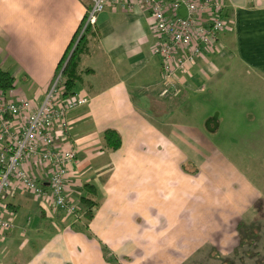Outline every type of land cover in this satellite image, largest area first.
<instances>
[{"label":"crops","instance_id":"crops-1","mask_svg":"<svg viewBox=\"0 0 264 264\" xmlns=\"http://www.w3.org/2000/svg\"><path fill=\"white\" fill-rule=\"evenodd\" d=\"M221 1L228 28L179 72L183 93L172 99L159 94L160 36L149 9L140 0H107L81 57L90 72L74 89L89 101L68 113L67 131L54 129L58 143L76 151L67 195L83 210V185L93 184L98 206L90 220L69 214L13 179L0 197V214L12 223L0 264H243L228 253L246 239L264 249V0ZM92 4L0 0V68L15 77L0 100L41 106ZM229 77L244 87L230 116V125L242 124L235 142L220 138L227 120L206 102L229 89ZM243 93L253 96L246 107ZM9 120L20 133L27 115ZM108 128L122 136L116 150L105 144ZM7 141L0 131V150ZM24 167L49 184L47 165Z\"/></svg>","mask_w":264,"mask_h":264},{"label":"built area","instance_id":"built-area-1","mask_svg":"<svg viewBox=\"0 0 264 264\" xmlns=\"http://www.w3.org/2000/svg\"><path fill=\"white\" fill-rule=\"evenodd\" d=\"M86 15L84 29L97 23L98 14L107 0H92ZM150 11L154 31L160 42L154 52L161 58L162 82L160 96L176 99L183 93L178 81L179 72L194 63L205 52L214 48L218 36L230 22L224 16L226 7L221 0H140ZM183 11V12H182ZM80 34V35H81ZM62 70L55 76L43 103L37 109L27 99L0 100V131L8 139L0 150V197L10 188L12 180L38 196L49 194L55 206L69 214L78 213V205L67 195L69 166L76 161L71 146H61L56 140L55 126L69 129L68 113L86 104L85 95L74 93L63 98ZM27 115L25 128L20 132L11 129L10 116ZM27 162H42L49 167L48 185L43 184L24 167ZM12 223L0 214V241Z\"/></svg>","mask_w":264,"mask_h":264},{"label":"trees","instance_id":"trees-1","mask_svg":"<svg viewBox=\"0 0 264 264\" xmlns=\"http://www.w3.org/2000/svg\"><path fill=\"white\" fill-rule=\"evenodd\" d=\"M224 16L231 15L228 11H225ZM85 19L86 17L83 19L57 68L56 75H58V73L62 70V86L64 89L62 93L63 98H68L74 94L76 83L81 78L83 72H90L89 69L82 70L80 67L81 57L88 51V44L91 36L95 34L93 28L89 25L81 34L82 28L85 24ZM70 53L71 55L66 62ZM14 85L15 77L9 71L0 68V91H8L13 88ZM104 141L107 147L112 150H116L122 145V136L116 129L108 128L104 131ZM83 188H85L87 195L81 197V204L84 208L83 210L82 208H79L78 212L82 211L84 216L90 220L94 215L95 208L98 206V201L95 199L97 195V188L90 183L84 184Z\"/></svg>","mask_w":264,"mask_h":264},{"label":"rangeland","instance_id":"rangeland-1","mask_svg":"<svg viewBox=\"0 0 264 264\" xmlns=\"http://www.w3.org/2000/svg\"><path fill=\"white\" fill-rule=\"evenodd\" d=\"M228 27H226L227 29ZM229 89L225 92H222L219 95H206L207 97V104H210V112L211 115H217L218 112H220L222 114V117H224L225 120H227V123H223L222 124V128L220 130V132L218 134H220V138L224 139V136L230 138L228 140L235 142V138H238V134H240V130L242 128V124H238L236 126V122L232 125H230L232 123V120L230 119V116H237V110H239L238 108H236L234 106V103L236 102V96L237 94H241V92H243L242 90L244 89V87H241V81L240 83L237 81L236 77H229ZM239 79V78H238ZM245 83V82H244ZM240 88V90H239ZM251 94V93H250ZM251 98H253L252 95L243 93L242 96V100L241 102L244 103L245 107L246 104H252L251 101H249ZM203 101H205L204 99H202ZM256 104V103H255ZM257 108V105H256ZM245 110H251L252 108H244ZM224 135V136H223ZM227 141V140H226ZM226 141H222L224 142V144L227 142ZM229 150L232 151L231 145H228ZM249 232V231H246ZM252 232V231H251ZM258 232V231H257ZM243 235L245 236V233L243 232ZM263 237V235H262ZM260 237V238H262ZM248 240V239H246ZM244 241L241 247V250L239 251V253H228V256H231L233 258H237L243 261V264H253V260H259L257 261L258 264H264V249L261 248V245H258V240L257 239H253L251 240V242H247ZM252 244V245H251ZM253 247V248H252ZM254 250V252L252 253L253 255H249L246 253L247 250ZM244 250V251H242ZM260 250V251H258ZM255 260V261H256ZM236 261L234 260L233 263L229 262L228 264H235Z\"/></svg>","mask_w":264,"mask_h":264},{"label":"water","instance_id":"water-1","mask_svg":"<svg viewBox=\"0 0 264 264\" xmlns=\"http://www.w3.org/2000/svg\"><path fill=\"white\" fill-rule=\"evenodd\" d=\"M71 52H72V51H71ZM70 55H71V53L69 54V56H68V58H67L66 62L68 61V59H69ZM66 62H65V64H66ZM65 64H64V65H65Z\"/></svg>","mask_w":264,"mask_h":264}]
</instances>
